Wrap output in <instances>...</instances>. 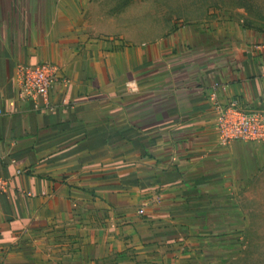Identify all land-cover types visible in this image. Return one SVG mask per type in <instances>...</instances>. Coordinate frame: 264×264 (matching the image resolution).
<instances>
[{"label": "crops", "instance_id": "1", "mask_svg": "<svg viewBox=\"0 0 264 264\" xmlns=\"http://www.w3.org/2000/svg\"><path fill=\"white\" fill-rule=\"evenodd\" d=\"M88 3L0 0V264H223L259 142H223L214 110L259 111L264 40L230 22L97 37ZM42 63L55 111L19 98L18 66Z\"/></svg>", "mask_w": 264, "mask_h": 264}, {"label": "rangeland", "instance_id": "2", "mask_svg": "<svg viewBox=\"0 0 264 264\" xmlns=\"http://www.w3.org/2000/svg\"><path fill=\"white\" fill-rule=\"evenodd\" d=\"M80 19L97 37L124 35L137 41L164 37L188 26L230 22L264 40V0H89ZM264 115V101L258 108ZM256 165L241 181L236 199L245 222L223 264H264V140Z\"/></svg>", "mask_w": 264, "mask_h": 264}, {"label": "built area", "instance_id": "3", "mask_svg": "<svg viewBox=\"0 0 264 264\" xmlns=\"http://www.w3.org/2000/svg\"><path fill=\"white\" fill-rule=\"evenodd\" d=\"M59 75L56 66L42 63L36 66H18L15 80L19 98L30 101L35 110L55 111L51 91ZM63 106H68L62 100ZM216 127L225 143L262 142L264 140V115L257 110L243 109L237 100L228 105L215 106ZM7 189L6 180L0 175V196Z\"/></svg>", "mask_w": 264, "mask_h": 264}]
</instances>
